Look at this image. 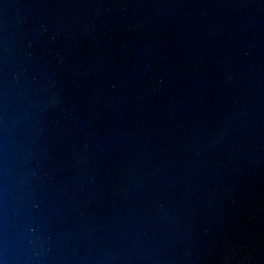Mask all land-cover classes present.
Here are the masks:
<instances>
[{
    "label": "water",
    "instance_id": "water-1",
    "mask_svg": "<svg viewBox=\"0 0 264 264\" xmlns=\"http://www.w3.org/2000/svg\"><path fill=\"white\" fill-rule=\"evenodd\" d=\"M264 82V0H182Z\"/></svg>",
    "mask_w": 264,
    "mask_h": 264
}]
</instances>
